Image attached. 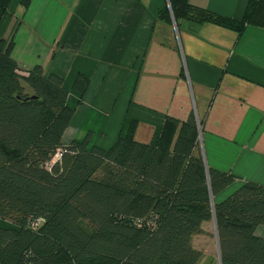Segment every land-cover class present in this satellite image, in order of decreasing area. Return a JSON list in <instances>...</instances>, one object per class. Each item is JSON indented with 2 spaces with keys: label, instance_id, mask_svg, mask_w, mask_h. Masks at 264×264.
Here are the masks:
<instances>
[{
  "label": "trees",
  "instance_id": "obj_1",
  "mask_svg": "<svg viewBox=\"0 0 264 264\" xmlns=\"http://www.w3.org/2000/svg\"><path fill=\"white\" fill-rule=\"evenodd\" d=\"M9 2L0 0V20ZM156 18L240 36L264 27V0H248L238 19L168 0ZM11 49L0 39V264H197L193 237L215 234L213 220L221 264H264V185L247 181L213 201L236 177L206 167L193 113L167 117L148 143L125 118L109 148L92 145L90 132L64 146L74 110L62 78L23 69ZM87 85L79 73L72 88Z\"/></svg>",
  "mask_w": 264,
  "mask_h": 264
},
{
  "label": "crops",
  "instance_id": "obj_2",
  "mask_svg": "<svg viewBox=\"0 0 264 264\" xmlns=\"http://www.w3.org/2000/svg\"><path fill=\"white\" fill-rule=\"evenodd\" d=\"M240 18L248 0H189ZM168 0H10L0 39L25 70L41 65L63 80L74 113L62 144L82 140L109 148L125 118L148 143L167 117L193 113L207 168L236 178L213 197L222 201L244 182L264 185V27L238 34L212 23L156 18ZM88 78L82 94L77 74ZM264 237V225L256 229ZM202 235V234H201ZM196 235L194 238H201Z\"/></svg>",
  "mask_w": 264,
  "mask_h": 264
},
{
  "label": "rangeland",
  "instance_id": "obj_3",
  "mask_svg": "<svg viewBox=\"0 0 264 264\" xmlns=\"http://www.w3.org/2000/svg\"><path fill=\"white\" fill-rule=\"evenodd\" d=\"M1 220L2 219H0V225L8 224V221ZM204 229L208 231V233H213V226L210 223L204 224ZM201 236V238H194L193 241L194 247L200 249L203 252V255L197 264H219L214 234H202Z\"/></svg>",
  "mask_w": 264,
  "mask_h": 264
},
{
  "label": "water",
  "instance_id": "obj_4",
  "mask_svg": "<svg viewBox=\"0 0 264 264\" xmlns=\"http://www.w3.org/2000/svg\"><path fill=\"white\" fill-rule=\"evenodd\" d=\"M213 223H214V235H215V240H216V247H217V255H218V263L221 264V261H220V255H219V247H218V239H217V234H216V227H215V222L213 220Z\"/></svg>",
  "mask_w": 264,
  "mask_h": 264
},
{
  "label": "built area",
  "instance_id": "obj_5",
  "mask_svg": "<svg viewBox=\"0 0 264 264\" xmlns=\"http://www.w3.org/2000/svg\"><path fill=\"white\" fill-rule=\"evenodd\" d=\"M56 157H57V154H56ZM36 225V224H35Z\"/></svg>",
  "mask_w": 264,
  "mask_h": 264
}]
</instances>
